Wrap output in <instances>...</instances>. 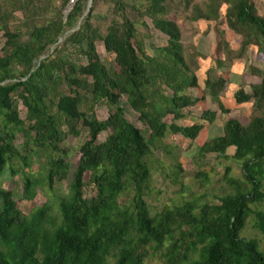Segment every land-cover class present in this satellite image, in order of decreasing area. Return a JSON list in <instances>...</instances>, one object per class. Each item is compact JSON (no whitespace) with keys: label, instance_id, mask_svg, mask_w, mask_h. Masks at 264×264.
Returning a JSON list of instances; mask_svg holds the SVG:
<instances>
[{"label":"trees","instance_id":"obj_1","mask_svg":"<svg viewBox=\"0 0 264 264\" xmlns=\"http://www.w3.org/2000/svg\"><path fill=\"white\" fill-rule=\"evenodd\" d=\"M85 1L77 3L65 23L59 12L57 19L44 25L30 26L25 21L17 29L11 28L9 17L18 9L28 11L33 1L0 3L4 37L0 51V116L4 124L0 126V182L14 158L28 165L27 157L13 144L15 131L29 137L34 152L57 153L47 160L50 188L57 179L68 180V193L58 202V218L51 215L46 203L30 214L21 212L12 190L0 186V264H107L110 255L116 257L115 264H143L149 247L164 248L163 264H264L259 240L241 235L251 214L254 227L264 235V211L250 207L264 201V71L259 67L248 66L257 77L250 91L240 87L233 95L239 104L252 101L258 113L246 124L234 117L226 119L222 134L197 145L200 156H224L233 147L232 156L242 160L244 181L230 178L226 167L224 177L234 186L233 192L216 203L198 206L187 200L163 206L154 215L145 199L151 176L146 157L154 142L163 139L168 130L195 141L205 126L175 123L184 116L183 109L204 102L208 94L222 113H228L221 101L225 80L218 77L217 68L228 60L244 58L250 46L264 56V15L259 14L254 0H133L130 4L92 0L80 27L58 42L65 25L81 15ZM99 1H111L118 10V18L111 20L105 33L92 21ZM65 3L62 0L60 9ZM178 4L191 21H216L225 4L222 21L241 37L233 49L224 38L225 31L215 28L219 36L214 54L217 65L207 68L203 88L198 86L197 76L189 73L182 29L176 19L168 17V9ZM144 17L167 36V43L155 47L153 54L145 48L137 27L147 26ZM97 41L114 55L113 65L102 62ZM163 85L171 90L169 96L152 89ZM193 88L199 95L187 92ZM123 95L139 114L147 135L126 118L119 103ZM18 101L25 108L24 116ZM103 102L109 113L100 120L94 107ZM201 112L203 120L214 121V111L204 108ZM167 114L172 115L170 123L164 119ZM82 130L86 135L72 169L62 142ZM102 133H106L104 139ZM39 182L26 177L23 196L31 198ZM131 191L130 200L120 202L121 195Z\"/></svg>","mask_w":264,"mask_h":264},{"label":"rangeland","instance_id":"obj_2","mask_svg":"<svg viewBox=\"0 0 264 264\" xmlns=\"http://www.w3.org/2000/svg\"><path fill=\"white\" fill-rule=\"evenodd\" d=\"M6 0H0L4 2ZM30 1V0H24ZM33 5L28 7V11L18 9L9 17V25L12 29H17L27 21L31 25L41 26L57 19L56 16L62 12L60 6L62 0H32ZM124 3L130 4L133 0H123ZM138 2L140 0H137ZM259 14L264 15V0H254ZM84 9L79 17L73 20L71 24H67L61 34V40L67 38L73 31L77 30L83 23L86 15L81 18L87 4L84 2ZM92 5V4H91ZM62 7V6H61ZM226 5L223 4L220 8V18L216 21H205L203 19L191 21L186 19L183 6L178 4L168 9V17L176 19L182 29V44L186 54V61L191 67L190 74L197 76L198 86L204 87V79L206 70L210 66H215V45L219 41V36L215 28L225 31L224 38L232 47L236 49L240 43L241 37L227 28L222 21ZM130 15H133L128 11ZM118 18V10L111 1H99L95 4L92 12V21L102 33H105L107 26L111 20ZM81 19V20H80ZM147 26L137 25L145 48L149 54H153L155 47L163 46L167 43V36L159 30L153 28L150 20L144 17ZM63 20V19H62ZM80 20V24H79ZM79 24V26H78ZM4 43L3 31L0 30V51ZM70 48V47H67ZM96 49L102 62L107 65H113L114 55L105 51L101 41L96 42ZM216 55V54H215ZM214 56V57H213ZM219 58H223V54H218ZM81 61L85 62L84 58ZM257 66L264 71V56L255 46H250L247 54L242 59H231L220 68H217V75L222 80H225V90L222 94L221 101L224 107L229 109L228 113H222L217 103L206 94L204 102L183 109V117L175 120L178 125L187 126L195 123H203L204 128L199 132L195 141L182 136L179 133H172L168 130L163 139L157 140L154 143L152 153L146 157L148 165L151 169V176L148 182V190L145 199L148 203L150 214L154 215L159 212L163 206L180 205L184 201H193L198 206L204 203L218 202L219 197L234 191V186L224 177L226 167H229L228 176L238 182H243L242 175V160L235 159L232 155L233 147L226 150V155H218L216 153H207L200 156L197 152V145L207 139L222 134L223 124L226 119L234 117L242 124L249 121L252 114L258 113L252 101L245 103H236L233 95L234 92L243 87L247 92L250 91V85L257 80V77L252 75L248 66ZM158 89V93L164 96H169L171 90L166 86H155L152 89ZM192 96L199 95V90L193 88L187 91ZM158 98V97H157ZM159 99V98H158ZM120 105L125 109L126 118L135 126L145 132L147 129L139 119V114L135 112L127 102L126 95L120 99ZM207 108L215 112V119L212 123L201 118V111ZM18 109L21 116H24V106L18 101ZM95 114L98 119L104 120L108 116L109 108L104 102L95 105ZM165 121L170 123L172 115L167 114L164 117ZM2 116H0V126L3 127ZM9 127V125H8ZM64 130L67 129L63 126ZM80 128V126H78ZM16 136L13 141L14 146L21 154L27 157L28 165H24L23 159L14 158L7 164L2 176L0 186L3 189H11L14 199L17 200L18 208L25 214H30L36 208L44 203L50 206L52 216L58 218L59 206L58 202L61 196L68 193V180H56L52 188L47 184V160L50 156H55L54 151L34 152L35 147L29 137L22 132L15 131ZM86 131L82 130L80 135H69L62 142L66 149V158L71 161L72 169L75 167L79 157V147L83 141ZM106 133L101 134V139L105 138ZM26 177H31L40 182L34 186L33 196L25 198L23 196V181ZM264 190V177L262 179ZM132 197V191L122 194L120 202H128ZM252 210H263L264 201L251 203ZM255 216L251 214L243 228L241 235L245 238H256L260 242V250L264 252V235L254 227ZM148 255L144 259L143 264H163L164 248L156 250L154 247H149ZM116 257L110 255L107 264H115Z\"/></svg>","mask_w":264,"mask_h":264},{"label":"built area","instance_id":"obj_3","mask_svg":"<svg viewBox=\"0 0 264 264\" xmlns=\"http://www.w3.org/2000/svg\"><path fill=\"white\" fill-rule=\"evenodd\" d=\"M79 1L80 0H66V3L62 9V21L64 23L68 20V16Z\"/></svg>","mask_w":264,"mask_h":264},{"label":"water","instance_id":"obj_4","mask_svg":"<svg viewBox=\"0 0 264 264\" xmlns=\"http://www.w3.org/2000/svg\"><path fill=\"white\" fill-rule=\"evenodd\" d=\"M91 4H92V0H87V4H86V8L81 16V18H83L87 13L88 11L90 10V7H91ZM81 20V19H80ZM80 20H79V24H80ZM78 24V26H79ZM61 40V37H59V40L58 42ZM44 56H41L40 59H42Z\"/></svg>","mask_w":264,"mask_h":264}]
</instances>
